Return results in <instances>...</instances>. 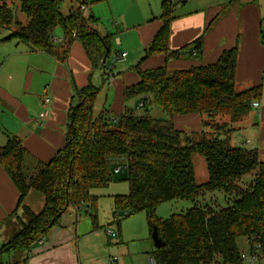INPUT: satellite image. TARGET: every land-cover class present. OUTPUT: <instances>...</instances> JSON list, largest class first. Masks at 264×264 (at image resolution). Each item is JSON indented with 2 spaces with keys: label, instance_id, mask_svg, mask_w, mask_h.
<instances>
[{
  "label": "trees",
  "instance_id": "16d2710c",
  "mask_svg": "<svg viewBox=\"0 0 264 264\" xmlns=\"http://www.w3.org/2000/svg\"><path fill=\"white\" fill-rule=\"evenodd\" d=\"M61 1L0 0V29L10 31L3 40H17L62 62L71 43L79 40L93 65L106 72L109 68L103 60L110 53L109 37L94 28L93 15H84L82 6L87 0H75L80 6L72 7L68 14L61 11ZM16 4L26 15V23L13 11ZM174 7L173 0L162 1L163 25L147 56L168 51ZM57 28L63 32L59 44L54 41ZM201 41L195 42L197 49ZM237 51L233 47L213 64L182 70L171 71L166 65L148 70L140 64L134 66L140 81L125 89V98L149 95L144 107L153 102L169 114L168 120L131 109L119 115L102 112L95 117L94 103L100 88L89 84L78 89L75 85L78 101L70 110L66 144L50 161L39 163L34 173H25L29 154L22 140L16 135L8 137L0 146V166L19 188V203L33 188L43 194L45 205L38 213L23 206L29 220L0 248V262L5 254L27 250L71 206L84 205L94 228H99L98 197L92 190L105 188L115 179L129 184L127 194L114 197L116 212L126 217L145 212L151 235L156 227L165 242L164 247L152 252L155 264H246L238 245L241 237L246 238L250 252L257 253L259 262L264 261V161L253 149L232 146L228 138L185 139L173 123L174 116L189 113L220 114L234 122L250 111L262 88L236 91ZM197 153L205 156L209 173L208 181L202 184L195 178L193 156ZM118 157L127 158V168L116 177L110 160ZM252 172L253 184L240 185L239 180ZM205 191H222L236 199L217 210L194 206L166 219L158 216L162 203L176 198L196 200Z\"/></svg>",
  "mask_w": 264,
  "mask_h": 264
},
{
  "label": "crops",
  "instance_id": "0c3cea01",
  "mask_svg": "<svg viewBox=\"0 0 264 264\" xmlns=\"http://www.w3.org/2000/svg\"><path fill=\"white\" fill-rule=\"evenodd\" d=\"M105 1L109 5L110 17L116 19L115 25L122 24L117 32L135 31L124 44L121 36H115L112 40L111 33L103 34L93 25L102 36L109 37V56L112 44L123 48L118 55H114L112 62L127 60L135 48L143 51L135 57L136 63L126 68L121 66V69H115L114 63H107L109 56L105 62L109 68L106 72L101 66L93 65L79 40L71 43L68 57L62 62L45 52L34 51L17 40H3L8 35L0 37V146L7 142L8 137L18 136L29 154L24 167L29 165L30 172H34L39 163L50 161L66 144L71 122L70 110L78 101L75 85L78 89L89 84L100 88L94 103L95 117L102 112L119 115L129 109L137 113L142 95L126 99L124 94L127 87L140 81L139 75L132 69L134 66L140 64L143 70L165 65L169 70L188 69L213 64L225 50L237 47L236 91L260 86L262 94L252 100L246 115L234 122L230 120L224 129L227 134L223 131V135L219 136L228 138L232 146L255 150L259 160L264 161V0H173L174 19L170 26L168 51L150 56L146 55L147 49L163 25L160 20L163 0H149L153 10L143 8L137 21L132 23L128 22L126 13L132 8L133 0L123 11L118 8L116 0ZM96 2H93L91 9V15L96 19L95 25L103 16ZM16 6L20 9L19 4ZM19 19L27 22V18ZM3 31L5 29H0V32ZM55 37L63 38V32ZM199 38L202 41L197 49L195 42ZM192 44L194 47L190 48ZM122 53H126L124 58H120ZM97 79L101 80L99 87L95 85ZM237 85L241 89L238 90ZM46 96L50 97L47 104L44 103ZM255 102L259 103L258 107L253 106ZM152 104L149 101L146 109ZM42 112H46L43 117L40 116ZM173 123L187 137L204 128L201 113L176 115ZM126 163V157L110 160L112 170ZM119 182L115 179L105 188ZM121 182L128 185L121 191L94 193L92 190V194L98 197L99 228H94L84 205L81 208L71 206L46 234L33 240L27 250L19 254H5L0 264H10L11 256L12 264H118L120 260L121 264H126V255H130L128 243L132 239L125 230L122 232L120 222L116 221L114 202L116 195L129 192L128 182ZM20 197L19 188L0 166V248L7 242V220L23 206L36 213L44 208V196L33 188L29 189L22 203H19ZM114 223L119 225L117 233L109 229ZM110 237H118L126 247L114 249ZM154 249L155 246L151 249L148 243L142 246L143 255L137 264H149ZM117 251L122 255L121 259L114 255ZM5 256L9 257L8 261H4Z\"/></svg>",
  "mask_w": 264,
  "mask_h": 264
},
{
  "label": "rangeland",
  "instance_id": "374dc122",
  "mask_svg": "<svg viewBox=\"0 0 264 264\" xmlns=\"http://www.w3.org/2000/svg\"><path fill=\"white\" fill-rule=\"evenodd\" d=\"M96 1V0H94ZM93 0H88L86 6L83 8L84 15L86 17L91 16L92 12V5H93ZM133 5L132 8H129L127 13H126V18L128 22L132 23L133 21H137L138 16L141 14L142 9L144 8L145 10H153V7L149 5V0H133ZM117 6L120 9V11L126 10L128 8V4L130 3V0H116ZM96 4L97 9L102 10V18L101 20L95 25L93 24L96 29H98L101 33L105 34L107 32L112 34V40L114 39L115 36H121L123 39L124 44L126 43L128 36L132 35L135 31H130V32H125L121 33L120 31L117 32L118 30H121L122 24L119 23V25H115L116 19L110 17V9L107 1L105 0H97ZM80 4L76 2L75 0H62L60 2V7L61 11L64 14H68L70 9L72 7H78ZM12 9L15 12V14L23 19H26V15L20 11L18 7L15 5H12ZM130 25V24H129ZM263 27H264V20H263ZM62 29L57 28L55 35L59 36L61 34ZM10 33L9 30L0 32V37L6 36ZM59 38V37H58ZM194 44L191 45L190 48H193ZM132 48V47H131ZM123 49L121 47L115 46V44H112V52L108 58V64H115V69H121V66H124V68L128 67L129 65H132L135 62V57L137 55H141L143 53L142 50L135 48V50H132V53L130 57L127 60H124L122 62L120 61H113L114 55H118V52ZM144 55V54H143ZM134 61V62H133ZM112 62V63H111ZM171 71H174L175 69H170ZM96 86L101 85V80L97 79L95 82ZM237 89H241L240 86L237 85ZM97 107V103H96ZM140 108L138 111V114H143L144 112L148 111V113L157 119H164L168 120L170 116L168 113L164 112L160 107H158L155 104L149 105L148 108ZM230 123V118L227 116L223 115H213V116H208L207 114H203V131L197 132L194 134H191V136L187 137L183 134V137L185 139L190 138V140L193 141H200L201 139L205 138H212L214 136H219L223 135L224 133L227 134V130L225 131L224 129L228 126ZM193 164L195 168V175H196V181L198 184H202L208 181L209 179V173H208V168H207V162L206 158L202 153H197L195 154L193 158ZM27 167V168H26ZM39 167V166H38ZM37 167V168H38ZM25 173L26 174H31L34 172H30V166H25L24 167ZM255 177V173H249L247 175H244L240 180L239 184L243 185L245 187H249L253 184ZM126 186L128 187L127 183L119 182L117 184L113 183L110 185L108 188H98L93 190L94 193H99L104 190L106 191H111V190H116V191H121V189ZM35 192L43 196L41 192L38 190L34 189ZM122 193V192H120ZM236 199L235 195L233 194H226L222 191H205L203 195L199 196L196 200H188V199H182V198H176L170 201H167L165 203H162L161 205L158 206L157 208V214L159 217L166 219L169 218L172 214L175 213H184L188 209L194 207V206H199V207H212L214 209H221L224 207H228L233 204V201ZM98 202V201H97ZM116 221L120 222V227L122 232H126L128 236L131 237L132 241L128 243L129 246V251L130 255H126V264H137L138 260L140 257L143 255V252L141 250L142 246H146V243L152 248H154V243L152 239V235L150 233V229L148 226V221L146 217L145 212H139L137 214H133L130 216H123L121 215L120 217H115ZM29 216L25 212L24 207L21 208V210L17 213H15L11 219L7 220L5 223L6 228H7V238L5 239L8 241L12 235L20 230L23 225L28 222ZM125 227V229L123 228ZM116 233L119 232V225L117 223H114L113 225H110V228ZM0 237H2L0 235ZM110 240L113 241L112 246L114 249L119 248L122 250L125 246V244L121 243L120 239L117 237H110ZM1 245V244H0ZM238 245L241 250V252L245 253H250V248L249 244L247 243L246 238H238ZM118 246V247H117ZM19 254V252H17ZM116 254L117 257L122 258V255H120L119 251L114 253ZM113 255V253H112ZM13 256L10 258L5 256L3 259L4 261H8L9 258V263L12 264L13 262ZM118 264H121V260ZM250 264V263H246ZM257 264H264V261L259 262Z\"/></svg>",
  "mask_w": 264,
  "mask_h": 264
},
{
  "label": "built area",
  "instance_id": "2783aa9c",
  "mask_svg": "<svg viewBox=\"0 0 264 264\" xmlns=\"http://www.w3.org/2000/svg\"><path fill=\"white\" fill-rule=\"evenodd\" d=\"M84 8V6H82V9ZM63 38H58V37H55L54 38V41L55 42H62ZM126 56V53H122L120 58H124ZM149 98V95L147 94H144L142 95L141 99H140V102L138 103V108H143L146 104V100ZM50 102V97L46 96L44 98V103L47 104ZM253 106L255 107H258L259 106V103L258 102H255L253 104ZM46 112H42L40 113V116L43 117L45 116ZM127 168V163L125 165H117L113 171L115 173H118V172H121L123 171L124 169ZM124 215V214H123ZM116 217H120V214H116ZM259 247V246H258ZM241 257L242 259L246 262V263H250V264H257L259 263V257L257 255V253L255 252H250V253H245V252H241ZM149 264H155V260L153 257H151L149 259Z\"/></svg>",
  "mask_w": 264,
  "mask_h": 264
},
{
  "label": "water",
  "instance_id": "95a60500",
  "mask_svg": "<svg viewBox=\"0 0 264 264\" xmlns=\"http://www.w3.org/2000/svg\"><path fill=\"white\" fill-rule=\"evenodd\" d=\"M103 62H106V58H104ZM116 128H110V130H115ZM152 239L154 242V246L155 248H161L165 246V242L159 237L158 235V230L155 227L153 232H152Z\"/></svg>",
  "mask_w": 264,
  "mask_h": 264
}]
</instances>
